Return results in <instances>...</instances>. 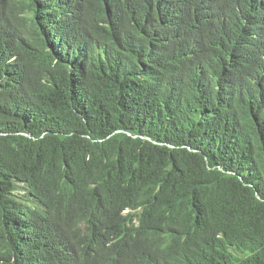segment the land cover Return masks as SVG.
Here are the masks:
<instances>
[{
  "label": "trees",
  "instance_id": "16d2710c",
  "mask_svg": "<svg viewBox=\"0 0 264 264\" xmlns=\"http://www.w3.org/2000/svg\"><path fill=\"white\" fill-rule=\"evenodd\" d=\"M0 264H264V0H0Z\"/></svg>",
  "mask_w": 264,
  "mask_h": 264
},
{
  "label": "bare ground",
  "instance_id": "6f19581e",
  "mask_svg": "<svg viewBox=\"0 0 264 264\" xmlns=\"http://www.w3.org/2000/svg\"><path fill=\"white\" fill-rule=\"evenodd\" d=\"M57 233V232H56Z\"/></svg>",
  "mask_w": 264,
  "mask_h": 264
}]
</instances>
